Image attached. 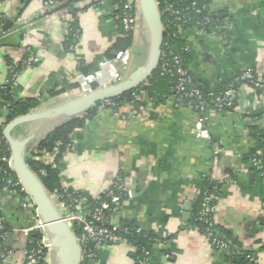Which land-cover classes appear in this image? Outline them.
I'll return each mask as SVG.
<instances>
[{"label":"crops","instance_id":"crops-1","mask_svg":"<svg viewBox=\"0 0 264 264\" xmlns=\"http://www.w3.org/2000/svg\"><path fill=\"white\" fill-rule=\"evenodd\" d=\"M96 1L72 0L66 9H48L43 0L0 1L3 27L11 21L8 29L2 27L8 35L0 36V87L10 78L8 61L16 66L26 47L39 62L20 73L13 83V95L19 100L36 99L40 103L36 109L116 85L136 73L151 47L150 28L138 0V23L128 48L119 42L122 24L113 5L96 11L91 9ZM204 1L221 22L222 35L196 28L181 32L190 74L212 90L231 83L244 71L264 78V0ZM74 22L80 38L69 50L66 23ZM119 53L124 54L122 59H117ZM157 95L160 102L148 92L136 95L146 105L138 109L126 105L127 118L100 109L76 128L72 146L58 165L64 186L97 197L116 176H122L132 193L115 221L136 223L150 236L145 264H233V253L216 250L192 223L206 184L215 187L232 175V180L220 185L216 224L228 232L231 246L255 250L257 263L264 264V179L251 161H245L259 148L251 128L264 131V93L245 86L234 108L208 110L209 140L196 136L197 114L169 92L167 82ZM64 121L27 123L14 134L29 139L31 145ZM58 208L64 216L65 210ZM0 213L9 228L6 244L12 253L7 264H23L24 250L41 234L16 229L33 224V211L23 206L20 193L5 189L0 193ZM43 241L50 244L47 235H41L39 243ZM136 257L132 244H107L90 264H136ZM49 261L56 264L54 250Z\"/></svg>","mask_w":264,"mask_h":264},{"label":"built area","instance_id":"built-area-1","mask_svg":"<svg viewBox=\"0 0 264 264\" xmlns=\"http://www.w3.org/2000/svg\"><path fill=\"white\" fill-rule=\"evenodd\" d=\"M63 4V0H43V5L48 9H55ZM108 4H112L115 8L117 17L121 21L123 32H134L138 23L135 0H98L93 3L91 9L98 11ZM205 8L206 6L201 5L199 0H192L189 9H192L196 14L204 15L203 19L198 22L199 27L192 28H196L212 36H218L217 31L214 30L208 32L205 29V26L212 23L214 18L212 11L203 14ZM184 11L185 10L180 5L178 6L175 3H169L168 0H164L162 9L160 7V12L163 18L165 34L168 28L173 25L177 28V33H181L184 30L186 27L185 25L190 21V18L186 17ZM164 17H166V19H164ZM66 26L68 35L70 32V24L66 23ZM2 27L3 25H0V36L8 35L9 32L3 30ZM79 33L80 31H78L76 35V39L78 40L80 38ZM76 44L77 43L72 42L68 45V49L73 50ZM164 46H167L165 40L161 51L159 66L165 75L176 78L175 86L173 88L174 94L184 106L192 109L197 114L198 118L195 126V134L201 139L209 140L211 138L206 126L208 110L224 111L225 109L234 108L239 100L240 92L245 86L264 93V78L258 77L252 71H244L231 83H228L217 90L211 89L209 90L210 92L205 95L202 88L191 76L189 70L183 65L179 54L172 52L168 49V46L164 49ZM183 51L186 52V48H183ZM123 56V53H119L117 59H122ZM38 62L39 59L33 50L29 47L24 48L23 59L16 66L10 68V78L6 82V85L11 81L14 83L23 70L35 66ZM119 108L120 107L113 101V99H108L93 109H96V111L100 109L109 110L121 116L123 119L127 118V115L123 112L124 107ZM2 142L3 141L0 140V143ZM37 146L32 150V154L28 156V158L44 164H50L51 161L49 157L39 152ZM11 156L12 152L10 153V157L3 158L2 162L13 171L11 168ZM252 165L254 171L264 179V163L254 158L252 160ZM231 176L232 175H229L225 179L219 181L217 185H215L213 191L205 190L202 192L200 195V209L196 212L193 220V224L195 222L206 223L207 228L205 230V236L210 244L216 250L228 253H232V247L231 244L222 238L216 231V213L218 203L221 200V194L218 187L227 181L232 180ZM7 190L24 193L25 196L22 197L23 206L31 209L34 214L33 224L29 228L16 230L18 232L38 231L43 237H45V225L38 212V207L17 175L15 179L10 178L7 180ZM131 193L132 191L125 179L122 176H116L111 186L102 195L97 197H91L85 193H74L68 187H64L61 192L53 194V196L59 200V206L65 210V221L77 236L78 243L81 247L80 264H90L95 261L98 257L99 250L107 244H132L129 239L126 238L127 236H147L144 230L136 223L131 224L126 222L121 224L115 221L116 215L121 210L124 202L130 197ZM76 229L78 234L76 233ZM4 231L5 221L0 213V236L2 240H5V237L7 236V233H3ZM39 245L40 249L38 250L32 248L24 250L23 254L25 256V261L23 264H39L41 259L44 261L46 260V262L50 264V253L47 258L43 255L44 249L49 252L47 244L43 241ZM11 253L12 251L10 249L5 248L0 243V264H7ZM141 253L142 255L137 260L136 264L146 263L149 251L146 248H142ZM246 258L250 264H258L254 254L248 253Z\"/></svg>","mask_w":264,"mask_h":264},{"label":"trees","instance_id":"trees-1","mask_svg":"<svg viewBox=\"0 0 264 264\" xmlns=\"http://www.w3.org/2000/svg\"><path fill=\"white\" fill-rule=\"evenodd\" d=\"M2 1V0H0ZM169 3H175L176 5H180L183 7L184 14L187 18H190L189 23L185 25L186 27L184 29H189L192 27H199L198 22H200L203 19L204 15L196 14L192 9H189L191 6L192 0H168ZM64 4L58 7L59 9H66L71 7L72 0H63ZM160 7L162 9L164 0H158ZM201 5H205V11L203 14L210 12V8L206 4L204 0H199ZM212 23L205 26V29L209 31H217L218 34L222 35V33L219 30V26L221 22L217 19L216 16H213ZM166 19V17H164ZM5 22V18L1 17L0 15V25H3ZM79 31V27L76 24V22L70 24V32L67 35V45L73 43H77L79 40L76 39L77 32ZM80 35V33H79ZM124 48H128L131 46L133 42V32L132 33H124L123 30L121 32V38L119 41ZM165 43L168 46V49H170L172 52H175L179 54V56L182 59L183 65L186 67L184 59L186 52L183 51L184 46L182 45V37L181 33H177V28L173 25L168 28L166 34H165ZM167 46H164L166 49ZM8 65L13 67L12 62L8 61ZM83 73L87 74L89 72L88 68L81 67ZM187 68V67H186ZM188 69V68H187ZM192 76V75H191ZM193 77V76H192ZM194 78V77H193ZM194 80L199 84V86L202 88V91L205 95H207L209 90L205 88L201 83H199L195 78ZM167 82L169 87V92L173 95L174 94V86L176 82V78H173L169 75H165L160 66L158 70L152 75V77L141 87L129 91L125 93L124 95L114 98L113 101L118 104L120 108L128 106H134L136 109L139 107H143L146 105L145 102L142 100L137 99V96H140L142 92H148L149 97L151 99H155V102H160L161 98H158L157 93L160 92V88L162 85ZM225 86V85H224ZM223 86V87H224ZM222 88V87H221ZM220 89V88H219ZM217 90V89H216ZM137 95V96H136ZM175 95V94H174ZM157 98V99H156ZM40 103L36 99H23L19 100L16 99L13 95V82L11 81L9 84H5L0 87V119H2V123L0 124V140L3 142L0 143V193L3 192L5 189H7V180L12 178L15 179L16 175L13 171H11L8 166L2 162L3 158L10 157V146L6 142L4 137V129L7 124H9L11 121L16 119L17 117L27 115L32 110L36 109ZM119 108V109H120ZM96 109H92L88 111L85 115L82 117H77L72 120H70L67 123H64L63 125L59 126L57 129H55L52 133L45 136L43 139L39 141V144L37 146V150L41 152L43 155H47L49 159H52L50 164H44L39 161H34L31 158L27 159V162L30 166V168L35 172L41 181L43 182L45 188L50 194H55L56 192H61L63 188L65 187L63 182L60 179V171H59V163L63 158V155L69 150L72 146V133L73 131L78 128L82 127L86 120L91 117L93 114H95ZM251 134L254 139L257 140L259 148L257 150H253L248 157L245 158L246 162H249L256 158L260 160L262 163H264V131L260 130L257 126H253L251 128ZM41 154V155H42ZM257 173V172H256ZM258 174V173H257ZM205 190L207 191H213L214 187H210L209 184H206ZM218 190L220 191V186L218 187ZM19 192V191H18ZM22 197H24V193L19 192ZM92 203V201L90 200ZM201 203L199 202V207L197 212L200 209ZM194 218L192 219L193 223ZM128 223V222H127ZM132 224V222H129ZM194 225H196L200 231L205 235V230L207 228V224L203 222H195ZM9 228L5 225V231L3 232L8 233ZM216 231L217 233L227 240L229 243V234L227 231L223 230L221 227L217 226L216 224ZM76 233L78 234V231L76 229ZM7 237V236H6ZM5 237V238H6ZM126 238L129 239V241L137 248V257L138 260L140 256L142 255L141 249L146 248L148 251L151 250V238L150 236H140V235H133V236H127ZM40 239L41 235H36V242L33 244L30 248L38 250L40 249ZM0 243L7 249H10L6 244V239L2 240L0 236ZM231 244V243H230ZM231 252L233 253L230 257L233 261V264H250L247 260L246 256L247 254H256L255 250H241L234 248L231 246ZM43 255L47 258L49 255V252L44 249ZM39 264H48L46 260H40Z\"/></svg>","mask_w":264,"mask_h":264},{"label":"water","instance_id":"water-1","mask_svg":"<svg viewBox=\"0 0 264 264\" xmlns=\"http://www.w3.org/2000/svg\"><path fill=\"white\" fill-rule=\"evenodd\" d=\"M138 2L142 18L150 28L151 47L147 61L136 73L131 74L116 85L95 89L80 97L67 99L54 107L42 105L41 108L11 121L6 125L3 132L5 140L11 147V168L38 207V212L45 225V234L50 239V244H47L50 247L49 253L51 255V251L54 250L56 264H80L81 247L75 232L60 213L59 200L47 191L39 176L33 172L27 162L31 150L39 144L41 139L32 142L30 145L29 139L16 137L14 131L27 123L42 121L47 125L56 118L66 120L55 124L51 129L52 132L64 123L87 113L102 102L120 97L141 87L152 77L159 68L165 40V28L157 0H138ZM10 24L11 21H7L3 28L8 29ZM29 147L31 150L28 149Z\"/></svg>","mask_w":264,"mask_h":264}]
</instances>
